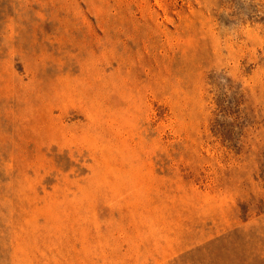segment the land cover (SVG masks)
I'll return each instance as SVG.
<instances>
[{
  "label": "rangeland",
  "instance_id": "obj_1",
  "mask_svg": "<svg viewBox=\"0 0 264 264\" xmlns=\"http://www.w3.org/2000/svg\"><path fill=\"white\" fill-rule=\"evenodd\" d=\"M0 264H264V0H0Z\"/></svg>",
  "mask_w": 264,
  "mask_h": 264
}]
</instances>
